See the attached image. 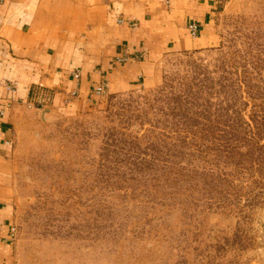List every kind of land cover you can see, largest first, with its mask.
Instances as JSON below:
<instances>
[{"label": "rangeland", "instance_id": "374dc122", "mask_svg": "<svg viewBox=\"0 0 264 264\" xmlns=\"http://www.w3.org/2000/svg\"><path fill=\"white\" fill-rule=\"evenodd\" d=\"M214 18L152 86L80 109L31 88L2 174L12 264H264V0Z\"/></svg>", "mask_w": 264, "mask_h": 264}, {"label": "crops", "instance_id": "0c3cea01", "mask_svg": "<svg viewBox=\"0 0 264 264\" xmlns=\"http://www.w3.org/2000/svg\"><path fill=\"white\" fill-rule=\"evenodd\" d=\"M222 1L0 0V264H12L16 218L2 174L10 171L15 110L31 88L49 87L54 104L80 109L102 84L106 94L152 86L169 53L217 43Z\"/></svg>", "mask_w": 264, "mask_h": 264}, {"label": "built area", "instance_id": "2783aa9c", "mask_svg": "<svg viewBox=\"0 0 264 264\" xmlns=\"http://www.w3.org/2000/svg\"><path fill=\"white\" fill-rule=\"evenodd\" d=\"M119 21L120 22H127L128 24H133L134 23L133 20H127L126 21V20L121 19ZM190 30H191V32L193 34H196V32H197V25L194 24V23L192 25H190ZM105 88H106V85L105 84H102V85L96 87L94 91H95L96 94H102V93L105 92ZM15 232H16V227L14 226V228H13L14 237H15Z\"/></svg>", "mask_w": 264, "mask_h": 264}]
</instances>
